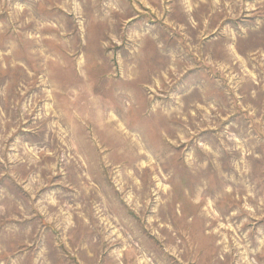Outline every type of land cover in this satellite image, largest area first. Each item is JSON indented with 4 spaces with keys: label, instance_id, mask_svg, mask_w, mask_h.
<instances>
[{
    "label": "rangeland",
    "instance_id": "374dc122",
    "mask_svg": "<svg viewBox=\"0 0 264 264\" xmlns=\"http://www.w3.org/2000/svg\"><path fill=\"white\" fill-rule=\"evenodd\" d=\"M0 264H264V0H0Z\"/></svg>",
    "mask_w": 264,
    "mask_h": 264
}]
</instances>
